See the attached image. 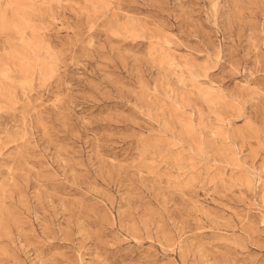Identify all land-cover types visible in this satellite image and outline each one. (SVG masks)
Instances as JSON below:
<instances>
[{"label":"rangeland","instance_id":"rangeland-1","mask_svg":"<svg viewBox=\"0 0 264 264\" xmlns=\"http://www.w3.org/2000/svg\"><path fill=\"white\" fill-rule=\"evenodd\" d=\"M0 264H264V0H0Z\"/></svg>","mask_w":264,"mask_h":264}]
</instances>
